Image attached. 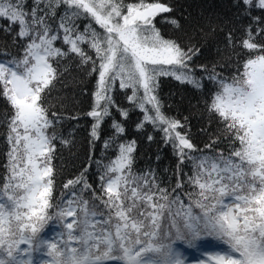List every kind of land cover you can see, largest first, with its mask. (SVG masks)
Returning a JSON list of instances; mask_svg holds the SVG:
<instances>
[{"label": "snow or ice", "instance_id": "6c2138e0", "mask_svg": "<svg viewBox=\"0 0 264 264\" xmlns=\"http://www.w3.org/2000/svg\"><path fill=\"white\" fill-rule=\"evenodd\" d=\"M242 3L247 12L264 10V0ZM26 4L0 0V21L7 22L2 27L14 33V41H23L22 55L0 59V97L12 109L0 120L10 146L7 182L0 187V264H32L35 253L42 248L48 252V244L33 242L26 233L36 232L56 214L66 232L51 247L66 254L77 250L76 264H185L187 257L174 245L196 250L204 240L225 247L201 253L195 264H264V45L251 42L247 33L242 47L261 51L230 81L215 67L199 66L214 85L210 111L224 124L221 134L231 137L227 154L203 152L182 133L184 124L163 113L158 96L161 77L203 87L190 63L198 50L164 38L156 27V18L171 12L170 6L160 0H32L30 9ZM162 19L180 27L175 19ZM81 20L88 22L82 28ZM58 41L68 47L57 46ZM70 53L89 65V75L97 76L94 103L86 114L93 119L90 144L100 140L105 119L112 121L113 135L102 146L116 156L100 174L107 199L91 198L106 211L83 196L91 187L83 175L63 185L66 198L50 202L53 141H65L55 134L58 120L50 118L45 101L57 78L53 62L59 65ZM117 82L131 109L115 104ZM113 108L125 120L130 110L138 109L143 116L137 131L151 124L164 134L178 161L174 185L162 186L151 169L143 175L133 172L136 141L120 139L125 127L116 121ZM186 162L190 175L182 168ZM78 184L83 187L76 189ZM13 223L22 233L18 241L7 238Z\"/></svg>", "mask_w": 264, "mask_h": 264}, {"label": "trees", "instance_id": "16d2710c", "mask_svg": "<svg viewBox=\"0 0 264 264\" xmlns=\"http://www.w3.org/2000/svg\"><path fill=\"white\" fill-rule=\"evenodd\" d=\"M160 2L170 6L172 11L158 16L155 21L156 27L160 29L164 38L176 40L184 48L192 47L198 50L190 63L193 65L195 77L203 85L198 89L192 84L181 83L172 77H161L158 96L163 105L162 111L168 117L175 118L185 125L181 131L188 134L197 150L227 154L231 137L221 134L220 130L224 124L218 114L210 111L214 85L199 66L206 65L208 69L215 67V71L229 81L233 76L242 73L243 64L247 59L255 58L261 51L242 47V41L247 38V33L250 32L253 37L251 42L264 45V31H261L264 29V10L252 9L251 12H247L244 10L242 0H160ZM26 7L29 9L32 7V0H27ZM162 17L175 19L180 27H174ZM6 23L0 21V59L22 55V39L17 38L14 41V33L7 32L2 27ZM77 23L82 28L88 22L81 20ZM57 46L68 47L61 45L59 41ZM53 64L57 68V78L53 81L52 90L45 104L50 118L58 120V123L54 124L55 134L62 137L65 142L61 143L59 139L53 141L54 185L50 202L55 204L62 195L66 198L68 190L64 189L63 185L69 179L83 175L84 180L91 186L84 190L83 196L89 198L90 203L98 204L100 210H104L98 200L91 198L95 194L107 199L101 187L103 181L100 180V174L103 165L107 164L110 158L114 159L116 152L112 149L105 150L102 146L103 140L114 132L110 127L111 118H106L101 124L100 140L94 145L90 144L93 119L86 114L94 103L97 76L89 75V65H82L76 54L70 53L59 65L55 62ZM127 91L130 95L131 90ZM112 96L120 108H132L130 101L125 98V90L119 89L118 82ZM53 112L57 116H51ZM6 113L10 116L12 109L6 98L0 97V120L4 119ZM112 113L116 121L125 127V133L120 139L136 141L133 172L143 175L151 169L156 173L157 181L162 186L174 185L177 180L178 161L173 154L172 146L165 143L164 134L155 131L151 124H145L143 130L137 131L135 126L141 122L143 116L138 109L130 110L126 120L115 108L112 109ZM5 132L6 126L0 123V187L7 182L8 176L6 153L10 146L6 142ZM51 132L52 129H49V133ZM149 135L153 136L151 141L147 139ZM206 145L212 147L206 148ZM97 163L101 168H97ZM182 168L184 173L191 174L192 169L187 162ZM180 178L184 179L183 173L180 174ZM81 187L82 184L76 185V189ZM55 210L53 208L49 211ZM64 232L66 230L62 225L59 227L52 221L40 234V240L52 243ZM202 244L220 250L225 247L216 241L204 240L199 242L196 250H199ZM189 250L191 253L196 251ZM46 252L47 249L42 248L35 253L32 264H41V259L50 262L51 258Z\"/></svg>", "mask_w": 264, "mask_h": 264}, {"label": "clouds", "instance_id": "9594fccd", "mask_svg": "<svg viewBox=\"0 0 264 264\" xmlns=\"http://www.w3.org/2000/svg\"><path fill=\"white\" fill-rule=\"evenodd\" d=\"M56 219L57 220V225L60 227L61 225H63L64 220L62 217L59 216V214H56L54 216H49L48 219L44 220L37 228L36 232H28L26 233V235L28 236V238L33 241L36 242L38 240H40V234L46 229V227L49 225V223L53 220ZM20 235H22V233H20L17 229V225L16 224H12L10 227V231L8 234L9 239H13V240H19ZM46 244H48V252L46 253V255L48 257H50V262H48V264H76V261L79 259L77 253V250H73L71 254H66L64 252V250L62 248H60L59 246H57L55 249H53L51 247V243L45 242ZM18 246V245H17Z\"/></svg>", "mask_w": 264, "mask_h": 264}, {"label": "rangeland", "instance_id": "374dc122", "mask_svg": "<svg viewBox=\"0 0 264 264\" xmlns=\"http://www.w3.org/2000/svg\"><path fill=\"white\" fill-rule=\"evenodd\" d=\"M26 247H27V245H21V248L22 249L23 248H26ZM174 247L177 250H179L180 252H182L184 256L187 257V260H186L185 264H195L196 261H195L194 258H191L190 257V255H189L190 251L188 250V248H186L184 245H179V244H176ZM215 250H220V249H216L213 246L207 247V246L203 245L202 246V249H201L202 252H200L198 254L197 258L201 259L202 258L201 257V253H203V252H206V251H215ZM41 261H42L41 264H45L44 259H41Z\"/></svg>", "mask_w": 264, "mask_h": 264}]
</instances>
